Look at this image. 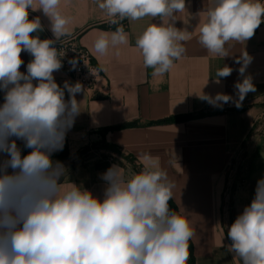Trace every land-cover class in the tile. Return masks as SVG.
<instances>
[{
    "label": "clouds",
    "instance_id": "1",
    "mask_svg": "<svg viewBox=\"0 0 264 264\" xmlns=\"http://www.w3.org/2000/svg\"><path fill=\"white\" fill-rule=\"evenodd\" d=\"M111 25L127 19L161 18L138 36L135 47L144 67L153 76H162L180 59L183 42L191 32L171 22L183 12L186 0H96ZM61 0H0V264H187L189 241L194 235L189 220L169 206L174 183L150 153L140 156L143 167L127 178L117 164L100 174L105 182L103 198L74 182L62 161L53 154L63 150L67 132L80 114L76 94L80 82L65 81L61 87L54 72L62 68L61 55L54 46L70 35L71 20L60 10ZM42 10L50 20L54 39L33 35L43 31L39 17L30 11ZM199 25V43L212 55L227 57L229 41L243 43L264 22L262 0H214ZM164 18H169L166 23ZM123 26L100 31L93 51L104 56L110 48L128 45ZM32 59L24 64L21 52ZM242 80L234 84L237 100L217 93L200 95L220 107L221 102L237 108L249 92H255L245 76L251 58L243 52ZM76 65V60L69 61ZM224 66L219 78L231 75ZM36 81V83H34ZM65 91L68 99H65ZM30 151L23 154L18 146ZM229 252L241 264H264V178L255 187L251 203L243 208L228 229Z\"/></svg>",
    "mask_w": 264,
    "mask_h": 264
},
{
    "label": "crops",
    "instance_id": "2",
    "mask_svg": "<svg viewBox=\"0 0 264 264\" xmlns=\"http://www.w3.org/2000/svg\"><path fill=\"white\" fill-rule=\"evenodd\" d=\"M213 6L214 0H186L185 10L171 18L177 28L191 32V39L183 42L186 51L167 73L153 76L135 41L161 18L128 20L129 44L99 56L93 51L95 38L100 31L114 30L100 25L107 18L96 0H61L60 10L71 20L70 35L79 34L80 45L91 52L102 74L94 91L76 94L80 114L65 144L75 152L92 147L121 150L126 178L141 171L142 154L158 158L175 185L172 200L177 212L194 231L187 264H241L227 249L231 244L227 232L251 203L257 181L264 178V25L243 43L229 41L225 45L229 56H214L198 39L199 25ZM34 17H39L43 31L33 35L53 37L42 10L30 11L29 19ZM243 52L251 58L245 76L251 78L255 92H249L239 108L233 101L215 107L202 100V94L217 93L238 99L234 84L243 77L235 61ZM21 58L20 71L26 72L32 57L22 51ZM224 66L233 71L217 82L216 73ZM53 75L61 87L65 81L76 83L61 70ZM3 96L0 91V104ZM17 143L23 149L22 142ZM112 165L106 159L80 163L67 170L64 182H74L102 199L105 182L100 174Z\"/></svg>",
    "mask_w": 264,
    "mask_h": 264
},
{
    "label": "built area",
    "instance_id": "3",
    "mask_svg": "<svg viewBox=\"0 0 264 264\" xmlns=\"http://www.w3.org/2000/svg\"><path fill=\"white\" fill-rule=\"evenodd\" d=\"M262 2H264V0H262ZM100 25L106 26L112 30H115L116 27L123 26L126 31L128 28V20L125 19L118 25H111L108 20H106ZM260 25H264V22H262ZM78 38L79 34H73L61 37L60 41H56L54 46L58 49V52L61 55L63 65L60 70L75 82H80L84 90L87 92H92L96 89L98 80L102 77V74L98 64L94 60L93 55L87 48L80 45ZM47 39L54 38L48 37ZM73 59L76 60V65L74 68L73 65L69 63V61ZM118 151L119 153L117 155L108 157L106 160L109 163L118 165L123 164L124 152L121 150ZM136 166L139 167V164L137 163Z\"/></svg>",
    "mask_w": 264,
    "mask_h": 264
},
{
    "label": "rangeland",
    "instance_id": "4",
    "mask_svg": "<svg viewBox=\"0 0 264 264\" xmlns=\"http://www.w3.org/2000/svg\"><path fill=\"white\" fill-rule=\"evenodd\" d=\"M30 150L23 151V154H27ZM119 151L117 149L101 150L96 147L85 148L83 150L75 152L67 144L64 143L62 151L53 154L54 160H59L64 163L67 170L75 167L80 163H86L94 159H107L117 155Z\"/></svg>",
    "mask_w": 264,
    "mask_h": 264
},
{
    "label": "trees",
    "instance_id": "5",
    "mask_svg": "<svg viewBox=\"0 0 264 264\" xmlns=\"http://www.w3.org/2000/svg\"><path fill=\"white\" fill-rule=\"evenodd\" d=\"M18 146L22 147L21 145H18ZM169 206L172 210L177 211V208L172 199L169 201Z\"/></svg>",
    "mask_w": 264,
    "mask_h": 264
}]
</instances>
